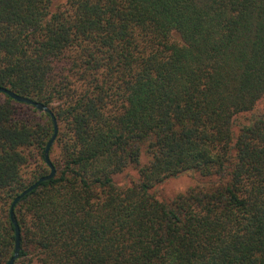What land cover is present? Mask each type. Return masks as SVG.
<instances>
[{"label": "trees", "instance_id": "16d2710c", "mask_svg": "<svg viewBox=\"0 0 264 264\" xmlns=\"http://www.w3.org/2000/svg\"><path fill=\"white\" fill-rule=\"evenodd\" d=\"M0 87L59 126L15 264H264V0H0ZM54 134L0 93V264Z\"/></svg>", "mask_w": 264, "mask_h": 264}, {"label": "water", "instance_id": "95a60500", "mask_svg": "<svg viewBox=\"0 0 264 264\" xmlns=\"http://www.w3.org/2000/svg\"><path fill=\"white\" fill-rule=\"evenodd\" d=\"M0 93L6 94L8 96H10L12 99L16 100L19 103H24V104H29L34 106L35 108H37L39 111L45 113V114H50L53 118V122H54V127H55V134L53 136V138L51 139V141L49 142V144L47 145L46 151H45V159H46V163L49 166L51 173L45 177L40 178L36 183H34L32 186H30L27 190H25L22 194H20L13 202L12 206H11V221L15 226V231H16V247H15V254L14 257L10 260V262L8 264H15V262L17 261V259L19 258L20 255V251H21V230H20V226L15 214V208L17 206V204L28 194H30L31 192H33L41 183L45 182V181H49L51 179H53L56 175V169L55 166L53 165L51 159H50V151L51 148L57 138L58 135V131H59V126H58V122L53 114V112L45 105L40 104L38 102H35L29 98H25L22 97L16 93H14L13 91L4 88V87H0Z\"/></svg>", "mask_w": 264, "mask_h": 264}, {"label": "rangeland", "instance_id": "374dc122", "mask_svg": "<svg viewBox=\"0 0 264 264\" xmlns=\"http://www.w3.org/2000/svg\"><path fill=\"white\" fill-rule=\"evenodd\" d=\"M262 108V105H261ZM132 176V175H131ZM131 177L123 175L120 176L118 181L124 183L128 181ZM198 178L194 175L185 174L180 177L174 178L167 181L165 184L158 188L161 196L166 200H171L178 196L179 194L185 193L190 188L197 184Z\"/></svg>", "mask_w": 264, "mask_h": 264}]
</instances>
